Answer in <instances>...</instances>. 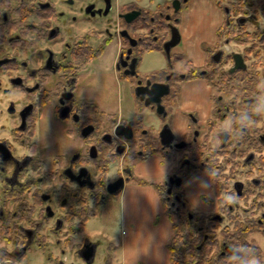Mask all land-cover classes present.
I'll return each mask as SVG.
<instances>
[{"label":"flooded vegetation","instance_id":"obj_1","mask_svg":"<svg viewBox=\"0 0 264 264\" xmlns=\"http://www.w3.org/2000/svg\"><path fill=\"white\" fill-rule=\"evenodd\" d=\"M208 3L214 7L209 22H187L196 7ZM110 8V0H0V264H23L31 249L52 264H64L59 257L63 246L83 260V245L92 243L96 251L98 240L78 238L83 232L70 228L71 205L80 213V199L85 197L83 204L94 208L112 195L107 191L109 182L121 176L124 183L128 179L130 167L123 159L134 133L129 139L114 133L116 124L128 121L117 118L99 135L97 111L86 107L98 104L81 94L80 73L103 53L111 37L93 45L95 30L78 34L77 26L106 16ZM117 15L123 23L117 28L121 45L115 60L121 78L133 75L126 72L128 64L134 58L137 65L140 57L131 54L132 47L150 35L162 42V50H154L164 52L163 44L174 32L170 55L204 56L198 64L190 59L195 73L203 77L184 79L182 63L178 71L174 64L180 61L170 59L163 75L139 80L142 86L147 79L168 83L162 104L171 88L183 82L199 83L208 91L197 101L205 110L204 118L187 111L179 137L172 133L163 146L159 137L163 124L151 140L164 159L181 152L170 175L180 181V171L200 163L207 166L204 171L211 177L213 194L203 198L208 207L187 206L190 221L202 215L220 224V228H197L203 231L205 264H248L252 258L255 264H264V0H159L147 7L129 0L120 5ZM138 23L142 26L133 31L125 26ZM122 29L135 38V45L120 35ZM101 44L103 51L96 56ZM237 57L241 66L236 67ZM148 106L155 109L154 104ZM168 108L164 116L158 114L160 118L168 115ZM56 123L66 135L80 140L79 146L67 151L57 137ZM146 132L141 131L143 136ZM112 146L120 154V166L112 179L108 170L102 184L94 160L99 151L105 154ZM213 152L219 162L218 188L216 183L212 186ZM123 186L113 194L118 195ZM173 187L167 186V192ZM173 195L179 202V195Z\"/></svg>","mask_w":264,"mask_h":264},{"label":"rangeland","instance_id":"obj_2","mask_svg":"<svg viewBox=\"0 0 264 264\" xmlns=\"http://www.w3.org/2000/svg\"><path fill=\"white\" fill-rule=\"evenodd\" d=\"M126 1L129 0H110L111 8L106 16H96L90 21H83L82 24L77 26L76 33L78 34H84L89 29L95 30L96 34L90 39V42L93 45L98 44L103 37H111L108 44L104 47L103 53L96 60L86 65L80 73V77L82 79L81 94L84 99L96 102L102 110L109 113H115L119 118L122 117L123 120L130 121L133 120L136 115H140L143 128L141 131L143 132L148 131L149 134L156 135L159 128L163 124H167L171 128L172 133L175 134L176 137H179V131L175 127L174 123L175 117L182 115V113H185L188 111L187 109L190 108L189 105L187 108H185L186 105H183V102L188 97L196 101H199V98L204 99V96L208 91L204 90L199 83L192 81H189V83L183 82L179 88V92L175 97L169 96L163 101V104L166 107H169L168 115L164 119L160 118L155 109L144 104L139 106L135 102L133 87L137 84V82L139 80H144L145 77L151 72L166 68L168 63L164 52L160 50L144 51L141 54L137 65V59H135L136 67H134L133 75L127 78L119 77L115 68V60L119 54V47L121 45L120 37L117 34V28L121 29L123 27V23L118 19L117 14L120 5ZM151 1L156 2L159 0H137V3L143 7H147L150 5ZM210 2L212 3L213 1ZM211 3H208L207 5L201 4L200 7H196L195 10L190 13L189 18L186 17L188 19L187 22H192L191 20L193 19L209 22L214 11V7L211 5ZM203 57L204 56H196L190 58L192 60L199 61L203 59ZM174 65L176 70L182 71L181 62H178ZM211 79L214 78L212 77L210 80ZM56 124L57 126H54H56L57 129V137H59L61 142L65 145V149L67 151L71 149L73 150L75 146H79L80 140L76 139L74 136L66 135L63 131V128L60 129L59 124ZM209 135L211 136L212 134L210 133ZM181 156V152H176L173 153L170 158L165 159L167 162L166 164H168L170 168L169 174H166L167 176L153 177L150 182H147V180L144 178V183L149 184L153 182L152 186L164 183L171 173L176 170ZM198 165L202 164L200 163ZM119 166V161H115L110 164L108 179H112L117 176V169ZM211 172L214 174V181L216 183L215 187L218 188L219 162L215 152H213ZM201 174V177L195 179L192 187H188L187 184L186 188L184 189L187 206L191 210L206 209L208 206L207 203L203 201V198L205 196L210 197L213 195L210 187V175L206 171H202ZM150 178L151 177H148V179ZM128 181L133 182V179L130 178ZM189 181L190 180H188V182ZM124 188L120 195H108L104 202H100L94 206L96 214L87 220L85 223L84 232L78 236V238L84 237L91 240H98L94 258L90 264H107L105 261L106 258L110 257L113 259L112 251L109 249V243L113 240L121 239L125 223V221L123 222V220H125L124 216L128 214V209L131 204L129 201L131 199V195L126 193ZM122 192H125L123 195V197H125L124 200L122 197ZM139 195L141 196H139L137 199H141L142 204L133 205L132 207L137 210L136 213L141 216V221L144 222L143 218H150V216L147 214L150 209L148 201L150 199L145 194ZM217 202L219 203V200ZM134 203H136V200ZM155 221H158V219L155 218ZM205 225L211 228H220L219 222H208V220L202 215L195 217L191 228H198ZM201 232L203 234V231ZM218 233L219 231L216 230L217 236ZM62 248L64 251L60 255L57 250H54V253L59 255L64 264H87L82 259H80L73 252V250H70L68 247L64 246ZM120 251L121 250H119L116 254V257H114L113 264H120ZM202 259L203 261L205 260L204 254ZM262 260H264V251ZM255 263L256 260L254 258L248 262V264ZM23 264H52V262L45 260L44 255L39 250L31 249L24 256ZM156 264L162 263L157 261Z\"/></svg>","mask_w":264,"mask_h":264},{"label":"trees","instance_id":"obj_3","mask_svg":"<svg viewBox=\"0 0 264 264\" xmlns=\"http://www.w3.org/2000/svg\"><path fill=\"white\" fill-rule=\"evenodd\" d=\"M129 31H133L136 28L141 27L140 23L133 25H125ZM151 27L152 25H148ZM140 34H136V37ZM142 39V38H141ZM138 40L137 44L132 47V55L140 57L144 51H150L154 49L162 50L161 41H154L153 36H147L145 40ZM103 45L101 44L96 50V56L100 55L103 51ZM171 61L179 60L183 68L185 69V77L184 79H190L195 77H203L200 74L195 73V68L192 65V61L182 55L172 54L170 55ZM165 73V69H159L157 71L151 72L148 76L153 75H163ZM210 78L207 79L209 83ZM179 92L178 87H172L169 93L170 96H176ZM169 97V96H168ZM135 102L141 106L143 103L137 97L134 96ZM97 111V127L98 134L101 135L104 127L109 125H113L114 120L117 119V115L115 113H109L102 110L99 105L91 104L86 105ZM142 124L140 115H136L133 119L132 130L134 133L133 141H131V147L128 153L124 157V162L131 168V164L136 160H143L152 154H161L162 150L159 146H153L152 138L153 135L149 134L147 131L144 136L141 133ZM138 134V135H137ZM137 135V137H136ZM140 138V139H139ZM143 140V142L141 141ZM99 142L101 140L99 139ZM169 158V156H167ZM120 159V154L114 151V147L112 146L109 151L103 154L102 151H99L98 157L94 160L96 167L99 173V179L101 183H105L106 174L109 170V166L112 162L118 161ZM207 169L205 165H197L196 167L189 168L188 170L180 171V175L182 180L179 185L175 188L171 189V192H167V186L165 183L157 184L156 190L158 192L160 201L162 203V207L164 210V214L166 215L168 221L170 222L171 228V236L166 243V249L169 257V264H205L203 261V249L205 240L203 239V234L197 228H191L193 221H190L187 215V200L184 195V189L186 188L188 179L200 172ZM133 174L131 173L129 178H133ZM144 181V180H143ZM215 182H212V186H214ZM173 194H178L180 197L179 202H177L174 198ZM86 198L83 197L80 199V203H82L81 212L78 213L76 211L79 210L78 207L71 205L70 213L71 217H68L70 228H74L78 232H84L85 223L89 218L96 214V211L93 207L84 205L86 202ZM183 204V206H181ZM111 262V258H107V263Z\"/></svg>","mask_w":264,"mask_h":264},{"label":"crops","instance_id":"obj_4","mask_svg":"<svg viewBox=\"0 0 264 264\" xmlns=\"http://www.w3.org/2000/svg\"><path fill=\"white\" fill-rule=\"evenodd\" d=\"M189 57L193 58L194 56ZM193 61L198 64L202 62V59ZM203 88L207 90L206 87ZM183 105H186L185 108L189 105L190 108L187 110L197 111L202 118L206 115L205 110L200 108L198 102L190 97L185 99ZM186 113L187 111L175 117L174 123L179 134H182L184 131ZM120 119H122V117H118V120ZM166 163L167 162L160 154H152L143 160H136L131 164V173L134 176L132 178L133 182H129L128 180L130 178H128L124 183L125 188L124 186L123 188L126 193L131 195V199L129 200L131 202L130 207L142 204V200L137 199L141 196L139 194H145L150 199L148 200L150 209L148 208L149 212L147 213L150 218L145 217L143 218L144 222L141 221V216L136 213L137 210L134 207H129L128 214L124 216L125 220H123V222L125 221V223L121 239H116L109 243V249H111L113 256L110 264L114 263V257H116L119 250H121L120 264H156L157 261L162 264H169L166 243L171 236L170 222L164 214L156 186H152L153 182L145 184L143 181L145 178L147 182H150L153 177L169 174L170 168ZM201 173L202 171L192 175L188 179L190 180L189 182L187 181L188 187H192L195 179L201 177ZM148 177L151 178L148 179ZM120 193L118 195H120ZM122 193L123 197L125 192ZM124 198L125 197H123V200ZM135 200L136 203H134ZM155 218H157L158 221H155Z\"/></svg>","mask_w":264,"mask_h":264},{"label":"water","instance_id":"obj_5","mask_svg":"<svg viewBox=\"0 0 264 264\" xmlns=\"http://www.w3.org/2000/svg\"><path fill=\"white\" fill-rule=\"evenodd\" d=\"M129 13L124 14L125 17H127ZM135 14H133L134 16ZM127 21L130 20V18H126ZM120 35L123 37H126L130 43V46L135 45L136 40L135 38L131 37L126 29H122L120 31ZM176 42L175 39V33L172 32V37L165 41L163 44L164 47V52L166 55L167 60H170V47L174 45ZM131 52V49H127V54L125 58L129 57V54ZM218 56L214 59L217 61ZM240 57L235 58V66H241L240 64ZM122 65H125L124 62ZM134 66H135V59L132 58L130 63L128 64V70L126 71L127 73L133 74L134 72ZM169 92V85L168 83H161V82H153L150 83V81L147 79L146 84L144 86L140 85V81H138L137 86L134 88V94L141 100L143 101L144 105H150L154 104L155 105V111L157 114L165 115L166 114V109L165 106L161 103V98L163 95H166ZM132 120L128 121L126 124H116L114 128V133L115 135H122L124 138L129 139L132 137L133 132H132ZM110 135V134H108ZM172 131L170 127L165 124L162 126V128L159 131V137L160 141L163 144V146H167L169 144V141L172 139ZM95 155V151H93L92 156ZM127 174H130V169L127 168ZM124 183V178L121 176L117 178L116 180L109 182L107 184V191L110 194L115 193L117 190H119ZM168 185V190L172 185L174 184L175 186H178L180 183V177L178 176H170L167 181ZM81 257L83 260L87 263H90L95 255V245L90 243H85L83 247L81 248L80 252Z\"/></svg>","mask_w":264,"mask_h":264}]
</instances>
